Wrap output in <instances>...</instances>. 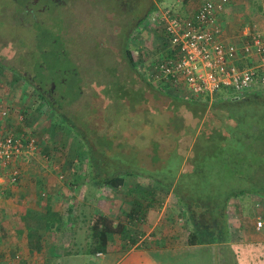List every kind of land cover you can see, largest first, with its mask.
<instances>
[{
  "label": "trees",
  "instance_id": "trees-1",
  "mask_svg": "<svg viewBox=\"0 0 264 264\" xmlns=\"http://www.w3.org/2000/svg\"><path fill=\"white\" fill-rule=\"evenodd\" d=\"M81 1L84 0H76V3H84ZM54 2V0H47V5L41 6L43 10L36 13L35 6L33 8L30 0L15 1L22 20L20 22L27 27L28 34L40 40L41 44L46 40V42H51L50 46L53 44L57 48L62 47L64 51L66 47L72 45L74 39L70 34V27L76 29V34L82 30L86 36L79 49L84 51L87 60L93 61V57H96L98 62L96 69H99L102 64L101 73L98 76L105 77L103 80L96 78L99 80L95 90H99V85L106 97L111 95L112 88L117 89L120 97L115 101L116 103L120 101L126 111L141 106L139 99L141 92L132 88L131 84L118 80L116 71L122 67L123 71H131L136 78L139 77L137 65L142 57L135 59L131 44L147 26V21L153 12L163 7L165 0H87L86 6L83 7L85 13L90 14V19L94 17V14L103 17L111 15L107 27L114 29L113 33L108 34L104 30L101 36L93 27L90 31L85 29V25L81 24L84 23L83 21L76 26H71L72 21L68 24H60L59 19L62 20V18H59L57 13L61 10H68V8L60 1ZM50 5H54L57 9V12H52L55 13L53 16L47 13ZM8 7L4 8L7 10ZM81 10L78 14L83 15L84 11ZM99 29L102 28L98 27ZM113 39L114 42L111 45L116 51L106 44L107 41ZM15 47L9 61L7 60L8 54L5 55V52L0 54V71H7L8 75L12 76L13 82L17 83L19 80L24 84L28 83L42 99L39 106L47 104L54 121L61 124L67 135L81 140L85 148L84 154L89 160L90 181L113 189L128 188L131 190L129 198L132 197V211L131 215H128L131 221L138 217H146L151 209H160L165 198L171 194L170 205L177 206V209L171 207L177 215H173L169 222L174 220L171 228L174 226L177 228L178 235H185L187 246H224L231 243L228 212L234 201L246 196H256L264 200V95L246 94L240 97H226L222 94L212 103L209 100L202 101L191 97H170L171 106L165 111L166 115L155 111L152 114L142 115L140 120L144 123L148 114L151 115L150 119L156 121L155 123L161 117H168L164 123L159 121L153 124L158 128L154 133L162 129L163 139H166L168 144L152 138L149 140V150L148 147L137 150V147L132 145L129 149H125V146L123 148L119 144L117 147L120 151H118L113 147L114 143L116 145V137L115 140L107 136L98 137L86 126L83 120L84 114L81 113L83 110L78 103L80 91L76 90L77 85L81 83L70 87L72 95L68 92L65 96L60 95L58 91L57 96L50 98L36 84V81H41V79L27 75L20 70L23 68L27 71L28 62L31 59L34 60L30 57L33 53L32 47L21 42ZM43 48L45 51L49 49L48 46H43ZM70 52V49L62 52V58L67 60ZM17 57L20 58L22 64H25L24 67L21 64H10V61L16 60ZM77 67L71 70V74L78 72ZM53 70H57V77L61 76L59 72L64 68L58 65ZM66 86L65 84L62 88L63 85H61L60 88L66 90ZM86 86L90 87L91 84ZM95 90L92 88V91ZM161 93L165 95L164 92ZM75 104L76 109L73 108ZM183 106L192 114V118L196 119V125L191 126L185 123L182 117H172L173 113L175 115V112ZM122 117L121 125L125 126L127 113ZM129 126L131 129L132 126L137 128L132 123ZM145 129L148 132L153 131L151 124L149 128L144 127L143 131ZM188 136L192 138L193 145L189 154L185 155L179 152V141ZM144 150L148 151V154L141 159L140 154ZM125 152L126 155H124ZM114 237L122 242V248L125 250L135 245L138 240V236L132 233L126 224L117 223L104 215L96 217L91 227L92 245L89 253H105L109 243H114L112 240ZM240 246L243 247L241 244L239 246L232 244L231 247L225 249L234 255L237 264L238 260L243 262L241 259L246 251ZM145 247L148 248V244H145ZM160 249L169 248L166 244ZM213 250L212 264H217L215 248ZM261 256L260 259L264 260V252Z\"/></svg>",
  "mask_w": 264,
  "mask_h": 264
},
{
  "label": "crops",
  "instance_id": "crops-1",
  "mask_svg": "<svg viewBox=\"0 0 264 264\" xmlns=\"http://www.w3.org/2000/svg\"><path fill=\"white\" fill-rule=\"evenodd\" d=\"M177 3L181 5L182 0H177ZM223 16L224 14L221 15L222 18ZM222 18H220L221 23L226 26ZM248 29L251 28L245 27L238 32L227 29L224 37L227 42L241 44ZM254 30L263 32L264 28L259 26ZM253 59L255 63L257 58ZM38 107L26 109L29 118L38 114L37 123L25 129L23 127V130L16 135L26 137L37 135L41 138L37 133L39 132L48 139L47 133L54 129V117L50 115V109L47 112L43 110L44 107ZM147 113L151 112L141 115ZM149 114L151 127L154 128V119H150ZM12 116L10 109L0 106V138L10 132L9 127H13ZM20 121H24L23 116H20ZM159 121L164 123L167 119L161 117ZM45 145L47 147V142ZM82 154L80 159L75 160L53 161L48 158L46 163L39 158L31 163L18 161L16 164L15 162L5 171L0 169L3 192L0 200V262L10 264H212L213 248H215L217 264H237L234 255L225 249L232 244L236 246L241 244L244 248L240 247L246 251L241 259L243 262L238 260V264H264V260L260 259L264 252V220H260L261 216L255 217L257 226L253 224L248 229L244 222L230 216L228 212L231 243L224 246L189 247L186 245L185 235L180 236L177 228L174 226L171 228L174 220L172 219L173 222L169 220L173 218V215H177L174 212L177 206L169 204L171 194L160 209H151L146 217H138L131 221L128 218L132 211V197L129 198L131 190L113 189L91 183L89 160L85 158L83 150ZM14 168L20 172L16 183L11 182L10 177ZM60 176L64 178L61 179ZM122 194L128 199L126 202L130 203L126 208L117 203L118 195ZM244 198L236 200L242 201ZM120 202L123 203V201ZM100 215L107 216L117 223L126 224L132 233L137 234L141 231L144 236L140 234L136 244L127 250L123 249L122 242L114 237L112 239L114 243H109L103 257L95 258V254L89 253L92 245L91 227L96 217ZM162 229L163 233H161ZM155 231L157 234L155 233L152 237ZM145 244H148V248H144ZM166 244L169 249H160ZM17 256L19 259L16 258Z\"/></svg>",
  "mask_w": 264,
  "mask_h": 264
},
{
  "label": "rangeland",
  "instance_id": "rangeland-1",
  "mask_svg": "<svg viewBox=\"0 0 264 264\" xmlns=\"http://www.w3.org/2000/svg\"><path fill=\"white\" fill-rule=\"evenodd\" d=\"M15 1L20 2V0H0V38H1L0 54H2L3 52H5V55L8 54L7 57L9 58H7V60L9 61V59L12 58V52L14 51V49H16L15 45L17 43L21 42L29 47H32L31 49L33 53L31 54L32 56H30V54L29 56L33 57L34 60L31 59L28 62L29 68L27 69V71L23 70V68H21L20 70H22L23 73L25 72L27 75H30L32 77L35 76L41 79V81H36V84L42 91H44L45 95H48L50 98H54L55 96H57L58 91L60 95L63 94L64 96L67 94V92L68 94H71L70 87L76 83H81V85H79L80 87L77 85L76 90L80 91L79 94L80 100L78 103L79 105H81V109L83 110L81 111V113L84 114L83 120L85 121L86 126L90 130L94 131V133L98 137L107 136L112 140H115L116 137V145L115 143L113 145V147H115V150L117 149L118 151H120L119 147H117L119 146V144L123 148L125 146V149H129V147L132 145L137 147V150H142L145 149L146 147H148L149 150V146H150L149 140L152 138H154V140H157L161 143H165L166 145L168 144V141H166V139H163L164 132L162 129H159L156 133H154L155 125L152 132H148L147 129L143 131L144 127L149 128V124H151V122L148 121L149 118H147L145 121L143 120L144 123L140 122V120L142 119L141 114H144L143 112L152 113L155 111H159L161 114L166 115L165 111L167 109H170L171 106L170 97H180V98L188 97L187 92H185L182 89V87H178V88L177 87L165 88V86L160 87V85H157L152 80L146 78L147 77L146 71L144 70V65L142 64L141 59L140 61H138V65H137L138 66L137 71L139 74V77L137 78L134 76V73L128 70L123 71L124 69L121 67L118 71H116L118 80L131 84L132 88L137 89L142 94L141 97L139 98L141 100V106H139L137 109L126 111L125 106L124 105L122 106L120 101H118V103H116L115 101L120 97V93L118 92L117 89L112 88L113 95L111 93L110 96L107 95L106 97L105 94L101 92L103 89H100L99 85H98L99 90L98 91L95 90L96 83L99 80L96 78H100L101 80H103L105 79V77L98 76V74L101 73L100 68L102 64L100 65L99 69H96V67H98L97 65L98 62L96 61V57H93L92 55V57L94 58V59L92 58L93 61L90 59L87 60L84 51L79 49V47L82 46V41L85 40L84 38L86 36V33H84L81 30L79 34H76L75 31L76 29H72L70 27V32H71L70 34L74 37V39L71 43L72 45L65 48V50L67 51L68 49H70L71 52L69 54L70 57H67L68 59L64 60L61 54L65 50L62 51L61 49L62 47L57 48L53 44L52 46H50L51 42L49 41L46 42V40L43 41L44 44L43 45L40 43V40L34 39L33 35L28 34L27 27H25L22 24V22H20L22 20L20 18V15L18 14L16 7V3L18 2L15 3ZM54 1H55L54 3L60 1L68 8V10H61L59 13H57L58 17L60 16L59 18H62V20L59 19V21L61 22L60 24H68V22L72 21L71 26H76V24H79L83 21L84 23L81 24L85 25L84 26L85 29L90 31L91 27H93V29H96L97 34L99 33L100 36L102 35L104 30H106L108 34L113 33L112 31L114 29H111L109 26L107 27L109 21L111 20V15H105V17H103L101 15L94 14V17L92 16V19H90L89 18L90 14L85 13L83 6H86L87 0L81 1L84 2L85 4L79 2L76 3V0H54ZM204 1H208V0H182L181 5H179L177 3V0H165L162 6L174 7L179 12L180 16H182L183 18H188L190 13L195 11ZM211 1H216V2L223 1L225 4V11L223 13L224 16L223 18L221 17L226 22V26L222 24L224 27V31L230 29L238 32L245 27L258 29V27L260 26L261 28H264V0H211ZM30 2L33 8L35 6L36 13L39 11L41 12L43 10L42 7L47 5V0H30ZM12 5H14V7H12ZM6 6H9L7 10L4 8ZM80 9H82L81 11H84L83 15L78 14V11H80ZM52 12H57V9L55 8L54 5L49 6V11L47 13L53 16V14L55 13ZM54 17L57 16L54 15ZM48 23L51 24V22ZM98 27L102 28L103 30L102 29L98 30ZM161 38L162 35L159 32L145 26L144 29H142V31L137 35L136 41L133 44H131V49L133 50L135 59L138 60L139 57L142 58L144 57L146 60L145 63L148 66L151 64V62L156 61L159 55L158 53H160V49L162 47ZM113 42L114 39L111 41H107L106 44L111 46L113 50L116 51L113 45H111ZM43 46H48L49 49H46L45 51ZM100 51L102 52V50ZM140 54L141 56H139ZM101 56L102 55L100 54V57ZM10 64L12 65L21 64L23 67L25 65L20 62V58L18 57L16 58V60L10 61ZM58 65L59 67H63L64 70H61L62 74L61 72H59V75L61 76L56 77V74L58 73L57 72L58 69L57 70H53V69ZM75 67H77L78 72L76 74H71V70L74 69ZM11 77L12 76L8 75L7 71H0V99L2 100L0 102V106L5 107V109L7 108L11 110V114H13L12 118H14V121L12 124L13 127L11 128L9 127L10 132L7 135L10 134L16 136V134L20 133V131L23 130V127L25 129L37 123L36 118H38V114L29 118L28 113L25 110L29 106L39 108L38 107L40 105L39 102L42 99H40L41 97L39 96V94L36 91H34L33 88L29 86L28 83L24 84L23 81L21 82L19 80L17 81V83L13 82ZM65 84L67 85L66 90L65 89L62 90ZM90 84L91 86L95 85L94 87H92L95 91H92V88H90L91 86L90 87L86 86ZM61 85H63L62 88H60ZM160 91L164 92L166 96L163 95V93H161ZM43 107H44L43 110L46 111L49 110V106L47 104H44L42 108ZM73 108L76 109V104L73 106ZM37 112H39V110ZM126 113H127V117L125 120L126 124L125 126H122L121 125L123 119L122 116H125ZM51 114L52 113L50 112V115ZM40 115L41 114L39 113V116ZM175 115L173 113L172 117L173 118L182 117L185 123L191 126L196 125V119L192 118V114L188 110H186L184 106L181 109H179V111H176ZM20 116H23L24 121H20ZM167 118L168 117H165V120ZM155 122L156 121H154L153 124H157L159 120L157 121V123ZM130 123L135 124L137 128H134V126H132L133 127L132 130L129 126ZM53 128L54 129L51 132L47 133L49 134L48 139H46L45 135L39 132L37 133L41 138H39L37 135H31L38 139L40 153L31 157L32 159H30V161L26 163H31L35 159H39V158L45 161L48 158H50V160L52 159L53 161H57L64 159L75 160L76 158L80 159L82 157L83 155L82 150L84 152L85 148L81 140H79L76 137H72L65 134V131L59 122H55V124H53ZM129 129H131L132 131ZM7 135L5 134V136ZM41 139L42 141H40ZM103 141L104 140H102V142ZM46 142H47V147L45 145ZM192 145H193V140L191 137L188 136L185 138L184 137L181 138L179 141V152L188 155ZM47 150L50 152L47 153L46 152ZM126 154L127 153L125 152L124 155ZM147 154L148 151L146 152L145 150L141 151L140 158L144 159L145 155ZM84 156L86 158L85 154ZM19 161H23V160H19ZM17 163L18 161L16 162V164ZM46 163H48V161H46ZM61 173L62 172H60V174ZM91 183L94 184L95 182L91 181ZM168 198L169 197L165 198V202L168 200ZM126 200L128 199L124 194L120 196L118 195L117 197V203L122 204L121 206L124 205L125 208L126 206L128 207V203H129V201L126 202ZM120 201H123V203H121ZM229 213L230 216L234 218H238L241 220V222H244L245 226L249 229L251 228V225L253 226V224L257 226L256 225L257 223H255V217L257 215L259 217L261 216L260 217L261 221L264 220V200L259 199L256 196L246 197L242 201L235 200L232 207L229 210ZM155 233L157 234V231H155L152 234V237L155 236ZM161 233H163V229ZM140 234L144 236V234L141 231L136 235L140 236Z\"/></svg>",
  "mask_w": 264,
  "mask_h": 264
},
{
  "label": "built area",
  "instance_id": "built-area-1",
  "mask_svg": "<svg viewBox=\"0 0 264 264\" xmlns=\"http://www.w3.org/2000/svg\"><path fill=\"white\" fill-rule=\"evenodd\" d=\"M224 11L223 1L208 0L188 18L180 16L171 6L159 7L153 12L147 27L159 31L162 47L157 60L149 66L145 58H141L146 78L160 87H182L188 97L211 103L222 94L226 97L264 95V31L251 28L241 44L227 42L220 21ZM253 58H257L255 63ZM39 153V142L34 136L1 137L0 169L5 171L19 160L28 162ZM1 171L0 200L3 196ZM19 176L15 168L10 173L13 183ZM103 255L97 253L95 258Z\"/></svg>",
  "mask_w": 264,
  "mask_h": 264
}]
</instances>
